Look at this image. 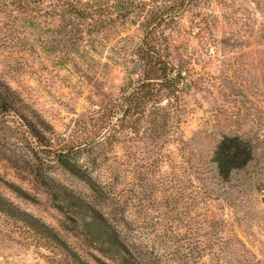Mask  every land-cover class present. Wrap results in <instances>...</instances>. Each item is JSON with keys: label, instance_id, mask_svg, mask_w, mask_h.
Segmentation results:
<instances>
[{"label": "rangeland", "instance_id": "374dc122", "mask_svg": "<svg viewBox=\"0 0 264 264\" xmlns=\"http://www.w3.org/2000/svg\"><path fill=\"white\" fill-rule=\"evenodd\" d=\"M208 12V24L199 25L191 12L164 27L176 54L188 56L192 67L182 123L165 128L166 145L159 134L147 143L131 138L114 126L117 120L101 129L98 119L105 102L128 91L121 57L142 38L137 24L96 38L89 43L96 52H75L78 47L67 46L71 28L21 26L14 32L0 23V90L15 112L55 148L89 141L67 157L89 176L83 180L38 154L19 119H0V202L50 227L88 264L111 261L81 237L82 216L66 207L68 199L98 210L144 264H255L237 253L223 263L218 259L225 255L212 256L213 244L227 247L232 234L262 259L264 0H217ZM237 130L252 140L256 158L231 184L258 181L232 212L219 198L205 201L196 174L208 170V154L223 134ZM180 135L186 150L176 142ZM33 239L0 211V264H51L56 256Z\"/></svg>", "mask_w": 264, "mask_h": 264}, {"label": "trees", "instance_id": "16d2710c", "mask_svg": "<svg viewBox=\"0 0 264 264\" xmlns=\"http://www.w3.org/2000/svg\"><path fill=\"white\" fill-rule=\"evenodd\" d=\"M216 1L0 0V23L13 27L14 32L21 26H31L33 29L42 26L71 28L70 44L67 46L78 47L75 52H96L94 46L93 49L89 46L96 38L107 33L112 36L119 25L130 22L137 24L142 38L128 54L121 57L124 61L123 70L128 77L125 80L128 91L105 102L100 107L98 119L101 126H105L101 129L108 128L117 120L114 126L126 131L131 138L147 143L158 139L159 137L154 139L151 136L159 134L166 145L170 138L168 129L182 123L181 104L185 90L189 88L192 67L188 56L176 54L177 50L166 35L164 27L180 24L185 14L191 12L197 15L199 25L208 24L209 17H213L208 11ZM12 115L19 119L21 126L28 131L38 154L46 156L50 162L60 164L76 177L89 179L86 173L67 159L71 153L79 151L89 141L81 139L66 146L53 147L36 129L25 122L24 116L15 112L12 100L0 90V119ZM166 127L169 128L165 129ZM237 131L223 134L222 139L208 154V170L196 174L199 188L204 191L205 201H215L219 198L218 200L227 204L232 212L236 202L239 201L240 205H243L251 196L254 182L258 181L245 178L238 182V185L231 184L234 176L246 172L256 158V148L252 140L245 138L240 130ZM176 142L180 150L188 148V141L183 136L180 135ZM254 190L259 191L260 188ZM52 191L50 190V193L62 202L59 194ZM197 200L201 198L198 197ZM65 205L72 207L82 216L81 223L78 224L81 237L89 245L95 246L111 264H144V257L140 252H132L121 239V234L98 210L71 199L66 200ZM0 211L13 217L31 233L35 247L46 249L56 256L54 260H49L51 264H88L74 248L40 220L14 209L5 202H0ZM262 221L264 225V220ZM251 224L255 225L253 222ZM218 237L214 236L215 242ZM227 242L228 248L213 244V257L226 256L222 260L219 258V263L227 261V257L230 259L233 253H237L250 262L264 264V244L259 249L262 259H258L235 234H232Z\"/></svg>", "mask_w": 264, "mask_h": 264}]
</instances>
